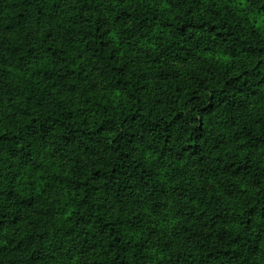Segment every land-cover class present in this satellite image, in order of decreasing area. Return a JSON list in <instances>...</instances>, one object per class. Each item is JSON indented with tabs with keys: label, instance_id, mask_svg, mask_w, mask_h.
Wrapping results in <instances>:
<instances>
[{
	"label": "clouds",
	"instance_id": "obj_1",
	"mask_svg": "<svg viewBox=\"0 0 264 264\" xmlns=\"http://www.w3.org/2000/svg\"><path fill=\"white\" fill-rule=\"evenodd\" d=\"M0 16V264H264V0Z\"/></svg>",
	"mask_w": 264,
	"mask_h": 264
},
{
	"label": "trees",
	"instance_id": "obj_2",
	"mask_svg": "<svg viewBox=\"0 0 264 264\" xmlns=\"http://www.w3.org/2000/svg\"><path fill=\"white\" fill-rule=\"evenodd\" d=\"M4 11H5V12H11V10H10V9H5ZM16 15H19V13L17 12V13H16ZM0 18H3V17H2V16H0ZM94 264H95V262H94Z\"/></svg>",
	"mask_w": 264,
	"mask_h": 264
}]
</instances>
